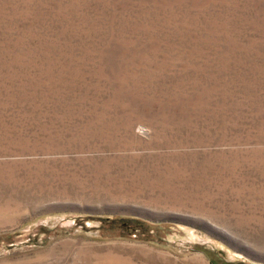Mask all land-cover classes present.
<instances>
[{
  "label": "rangeland",
  "instance_id": "1",
  "mask_svg": "<svg viewBox=\"0 0 264 264\" xmlns=\"http://www.w3.org/2000/svg\"><path fill=\"white\" fill-rule=\"evenodd\" d=\"M0 264H264V0H0Z\"/></svg>",
  "mask_w": 264,
  "mask_h": 264
},
{
  "label": "trees",
  "instance_id": "2",
  "mask_svg": "<svg viewBox=\"0 0 264 264\" xmlns=\"http://www.w3.org/2000/svg\"><path fill=\"white\" fill-rule=\"evenodd\" d=\"M112 223H116L117 225L114 226L113 224L110 226V229H116V230H136L135 232H139L141 229H143V223L141 221H135L132 218H124V217H119V218H114L111 220ZM134 233V232H133Z\"/></svg>",
  "mask_w": 264,
  "mask_h": 264
}]
</instances>
